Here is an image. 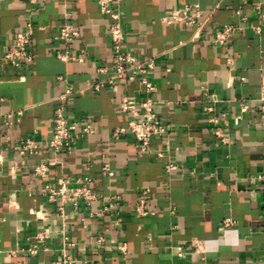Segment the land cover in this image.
Masks as SVG:
<instances>
[{
    "label": "crops",
    "instance_id": "1",
    "mask_svg": "<svg viewBox=\"0 0 264 264\" xmlns=\"http://www.w3.org/2000/svg\"><path fill=\"white\" fill-rule=\"evenodd\" d=\"M261 2L120 0L126 50L156 57L158 92L152 97L170 127L145 147L130 134L112 139L131 120L120 101L146 98L139 85L90 88L101 78L97 66L112 64L109 19L97 0H42L36 10L28 0H0V264H55L68 257L69 264L264 263V182L256 179L264 174V27L254 29ZM195 3L202 10L195 24L163 22L169 11ZM29 19L36 28L34 61L16 68L4 55ZM64 24L80 33L70 44L57 38ZM226 24L240 30L225 46H215L212 40ZM66 49L75 56L85 50L86 61L60 60ZM68 85L76 90L66 102L68 119L90 123L96 132L56 157L48 143ZM208 105L213 112L207 113ZM217 127L228 144L214 135ZM26 139L41 146L37 154H20ZM107 162L112 178L102 174ZM169 163L178 166L171 174L165 172ZM39 165L48 167L47 179L34 173ZM79 177L92 180L97 200L50 201L47 185L58 188L63 178L69 193ZM113 196L118 205L90 219ZM141 198L154 216L136 215ZM228 219L233 224L224 228ZM46 229L49 250L31 256L34 237Z\"/></svg>",
    "mask_w": 264,
    "mask_h": 264
},
{
    "label": "built area",
    "instance_id": "2",
    "mask_svg": "<svg viewBox=\"0 0 264 264\" xmlns=\"http://www.w3.org/2000/svg\"><path fill=\"white\" fill-rule=\"evenodd\" d=\"M42 0H28L31 8L36 10ZM261 4L257 8V15L259 25L254 29L257 33H261L264 27V0H261ZM100 12L109 19L107 25V31L111 40L112 49V64L111 67L106 65L97 66L96 72L101 76L92 85L91 89L95 92H100L103 88L115 87L118 83L126 82L128 84H138L140 91L146 95V98L142 101L131 98L129 96L124 97L119 103V109L128 113L131 116L128 127L117 128L113 134V140H119L120 138L130 134L134 139L145 147H149L151 142L156 137H165L169 133V125L163 121L158 112L156 111L155 101L153 95L158 92L157 86L153 83V72L156 69V57L140 58L133 55L126 50L127 32L123 26V15L120 6V0H97ZM202 13L201 7L198 3L185 4L184 6L169 11L164 17L163 22L167 25H173L175 23H183L186 25H193L196 23ZM240 28L231 24L222 26L215 34L212 43L215 46H225L232 38L233 34L239 31ZM36 33V28L32 20H28L25 28L20 31L15 38L12 48L4 55V61L12 66L19 68L22 64H32L34 56L31 51V45ZM80 37V33L71 24H64L60 26L58 31V40L64 44H70ZM58 58L64 62L75 61L83 64L86 61V51L83 50L77 56L66 49L64 52L58 54ZM59 81H65L64 78H59ZM244 81V79H241ZM261 97L259 99L260 108L264 114V79L261 86ZM76 90L73 86L68 85L66 87L65 94L60 98V105L54 111L53 115V137L48 143V148L53 152L54 156H58L63 151H70L77 144L78 141L86 136L92 135L96 132V128L92 124L81 125L76 121L68 119L66 114L67 105L66 102L69 97L74 95ZM213 103V101L211 100ZM213 105H208L206 108L207 113L213 112ZM213 124H218V119H212ZM214 135L220 140L222 144H228V139L221 130L217 127L214 131ZM41 146H39L32 139H26L21 143L20 154L23 157L29 155H35L39 152ZM54 165V164H51ZM178 166L169 163L165 166V172L171 174L176 171ZM34 173L42 178L47 179L48 167L39 165L34 167ZM102 174L107 178L114 177L115 173L109 162L105 163L102 167ZM256 179L264 182V174L256 176ZM92 182L90 178L79 177L76 180L77 187L67 193L66 188L68 181L61 178L58 180V188H53L50 185L46 186V192L49 194L51 202H56L58 197L63 201H73L82 199L88 205L97 200V196L92 192L89 185ZM145 191L144 194H147ZM120 198L118 196L112 197V203L102 208L100 213H91L90 219L101 213H108L118 205ZM61 215H64V209L60 207ZM135 213L139 217L154 216L155 212L147 208V204L144 198L139 199L136 202ZM262 217L264 220V201ZM233 224L232 220H226L224 222V228L230 227ZM51 231L46 229L38 233L34 240L36 241L28 249L31 256H37L40 252L48 251L47 240L49 239ZM67 240V238H65ZM105 242L104 237H100L97 240L99 245ZM193 246L197 250H201L198 243H193ZM123 252L127 250L126 246L120 248ZM180 256H183L181 253ZM71 258L68 257L64 262H56L55 264H69ZM264 264V263H263Z\"/></svg>",
    "mask_w": 264,
    "mask_h": 264
}]
</instances>
